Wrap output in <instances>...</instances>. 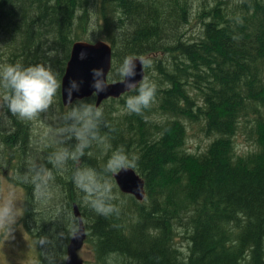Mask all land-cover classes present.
<instances>
[{
    "label": "trees",
    "instance_id": "trees-1",
    "mask_svg": "<svg viewBox=\"0 0 264 264\" xmlns=\"http://www.w3.org/2000/svg\"><path fill=\"white\" fill-rule=\"evenodd\" d=\"M213 1L201 4L202 31L195 36L187 34L190 0H0V42L9 54L0 55V62H51L60 82L78 39L74 27L86 20V6L97 4L100 38L113 50L108 79H120L116 69L126 56H145L152 62L145 67L147 79L157 86L143 114L123 112L134 90L102 106L110 129L101 132L110 137L109 151L123 148L139 157L133 169L145 181L144 199L121 193L111 177L121 211L104 217L82 205L69 181L61 180L67 189L60 191L70 198L63 211L60 197L35 200L26 184L23 221L38 240L40 264H65L79 219L94 264H264V0ZM56 51L61 57H50ZM81 103L95 104L88 97L73 105ZM6 113L12 122L9 134L3 133L4 118L9 119L0 115V158L10 169L18 152L28 156V132L21 133L19 119ZM248 117L254 118L256 145L237 153L232 136ZM188 124L199 125L208 138L198 153L187 149ZM82 160L101 170L107 152L93 145ZM46 167L55 174L50 163ZM178 237L187 244L180 246Z\"/></svg>",
    "mask_w": 264,
    "mask_h": 264
},
{
    "label": "clouds",
    "instance_id": "clouds-1",
    "mask_svg": "<svg viewBox=\"0 0 264 264\" xmlns=\"http://www.w3.org/2000/svg\"><path fill=\"white\" fill-rule=\"evenodd\" d=\"M239 19V18H238ZM139 62L145 67L151 66V60L139 57ZM137 57L126 56L117 66L116 72L120 82L127 88L134 90L124 103L125 114H143L155 101L157 86L148 79L134 81ZM92 87L95 94L105 92L108 82L102 69L93 70ZM60 82L50 67L44 64L25 66L21 63L6 64L0 67V89L3 95L0 104L7 108L13 116L21 121H32L41 113L46 112L54 103ZM80 85L77 81H70L68 95L78 92ZM66 126L59 128L55 135L58 143L75 140L74 146L62 147L48 156V162L56 170L67 168L69 161L78 163L93 145L107 152L111 149L109 135L102 133V128H109L105 119L104 108L92 103H81L72 107L64 116ZM139 157L129 155L123 148L111 151L101 170L90 166H77L72 170L71 180L75 188L82 194L83 203L97 215L108 217L119 215L121 208L117 201L120 199L115 190L111 177L121 171H127L137 166ZM53 172L47 167L33 166L32 175L24 176L25 182L34 185L37 196L43 197L47 193ZM19 217L15 190H9L7 196L0 198V229L9 238L13 226ZM78 231L72 234H77ZM44 241L42 240L41 243Z\"/></svg>",
    "mask_w": 264,
    "mask_h": 264
},
{
    "label": "rangeland",
    "instance_id": "rangeland-1",
    "mask_svg": "<svg viewBox=\"0 0 264 264\" xmlns=\"http://www.w3.org/2000/svg\"><path fill=\"white\" fill-rule=\"evenodd\" d=\"M225 1L227 2V4L232 5V4H235L236 2H238L239 0H225ZM208 3H215V2L213 0H204L203 2H201L200 0H190V4L193 6L192 7L193 19L191 21V26L189 27L188 32H187L188 35H195L196 36L200 33V31H202V28H200L201 22H200V19L198 18V14L201 13V4H207L208 5ZM85 11L87 12L86 20L84 22H82L80 25H76L74 27V31H73L74 36H77L78 39H80V40H87V41H94L96 39H101L100 38V36H102L101 35L102 34L101 29L97 27V19H98L97 16L99 15L97 4L90 5L89 7L86 6ZM87 16L89 17L88 20H87ZM1 44H3V43L0 42V55H4V54L6 55L7 53L4 49L1 48V47H3V45H1ZM57 52L58 53H56V54H53V55L51 54L50 57L54 56V57L60 58L62 55V52H60V51H57ZM50 63L51 62H49L48 67H50L51 70H58V69L54 68L55 64L52 65ZM6 64H8V62H5V64L3 62L0 63V67L4 66ZM150 68H151V66H150ZM145 71H146V68H145ZM150 71H151V75H153L154 74L153 69H150ZM148 77H149V75L146 74L144 79H147ZM2 95H3V90L0 89V97H2ZM91 97L93 99V102L96 103V97L94 95H92ZM83 99H85V98H83ZM83 99H81V100H83ZM112 99H115V98L105 99L104 101L101 102L100 106L102 107L103 103H105L106 101L112 100ZM116 99H118V98H116ZM59 100H60V104L58 102ZM75 101H79V100L78 99L74 100L72 103H69L68 106L63 105L62 100H61V96H59V98H58V94H56V97L54 99V103L50 106V108L46 112L41 113L36 118L37 121H36V119H34L32 121H23V122L21 120L18 121V123L21 125V127L23 126L22 127V133L28 132L26 136L30 137V138H28V144H27L28 156H27V159H26L27 161L25 162V164L23 161V160H25L24 156L22 155V157H19V153H17L16 154L17 156L12 158V163L14 161V163H13L14 165H13V168L11 165V168H10L11 170H10V169H6V167H5V166H7L6 161L3 158H0L1 159L0 162H5V164L2 165L4 167H0V198L7 196L10 188L14 189L15 194H16V198H17L18 214H19V217L16 221V224L13 226V231L11 233V235H13L17 239V242L15 240H13L12 241L13 244L11 246H9L10 245V242H9L8 247H7V244H3L0 247L2 250H4V251L0 252V264H34V261L37 260L36 254L39 255L37 238L35 236H31L30 234H28L29 231L25 233L26 235L21 234L22 231L25 229L24 223L22 221V216H21L22 211H23V201H24L23 192H25L27 190V188H25L26 182L22 181V179H19V178H22L24 176H31L32 175L31 169H33V166L36 164V162H37V167H39L40 165H41V167H46V164L49 163L48 162V156H49L50 152L56 151L62 147H70L71 148L72 144L70 145V141L66 140V141H64V143H58L57 142L58 138L53 134L55 131H57L59 129V126L61 128V127H64L66 125V121L64 120V116L72 107L78 105V104L73 105V103ZM1 105L2 104H0V106ZM4 111H5V109L3 110L0 107V115H4V117H5L7 113H4ZM7 119L10 120L9 117H7ZM249 119H250L249 122H245L243 119L240 122L236 133L232 136L234 146H235V150L237 151V153H245L247 151L253 150L255 145H256V143L254 141L255 134L252 133V127H251L252 122L254 121V118L250 117ZM9 120L7 122V120L4 118V125L5 126L3 128H1L3 133L10 132ZM40 121L42 122L43 125H41ZM63 122L65 125L63 124ZM26 124H28V125H26ZM35 124L37 125V127ZM48 124H50V126H48ZM46 126H48V127H46ZM25 128H26V130L27 129L28 130L25 131ZM37 128L38 129L40 128V129L38 130ZM55 128H57V129H55ZM33 129H35V131ZM47 129H48V131H47ZM49 130H50V132H49ZM187 130H188L187 143H186L187 149L189 151L195 152V153H198L201 150H203L204 147L206 146L207 142H208V138L205 137L204 134L200 131V126L197 124H188ZM47 132H49V133L47 134ZM52 132H53V134H52ZM30 139H32V140H30ZM32 141H33V143H32ZM36 141H39V142L37 143ZM57 146H58V148H57ZM111 151L112 150H110V152H109V150L107 151V158H108V155L111 154ZM16 152H14V153H16ZM11 156H13L12 153H11ZM18 160H22V162L21 161L18 162ZM16 163H18V165ZM23 165H26V167ZM70 166H71V169L69 166H67V168L64 170H56L55 169L56 170L55 175H53L55 180L54 179L53 180L56 181V184L53 180H52V182L50 181L48 189H47V193L43 197L37 196L35 191L33 190L34 185L31 184L30 182H27V184L30 183V185H32V187H33L32 190H30V193L32 196L35 195V200H39V199L44 198V200H46V202L49 203V202H52L53 197L57 196V198L60 197V198H58L60 200L59 201V209L62 211L63 208H65V207L68 208L69 205L67 203H70L69 202L70 201L69 196L66 195V197L69 199L68 200L66 197H63L64 194H62L61 191H59V189H61V187L64 188V190H66L67 186L64 185V183H61L60 181L61 180H63V182H67V181L71 182L72 181L71 180L72 170L77 166H84V162L82 160V157L78 163H72V165H70ZM101 168H103V167H101ZM17 170H18V172H16ZM21 172H22V174H21ZM19 175H21V176H19ZM11 176H13V179H11L12 178ZM52 183L55 185H53ZM58 184L60 186L61 185H63V186L60 187ZM117 190L119 191L118 188H117ZM59 192H60V194H59ZM78 195H81V197H82L81 193H78ZM65 198H66V200H65ZM82 205L85 206L84 203ZM30 223H31V221H30ZM31 229L34 230L32 227H31ZM0 237H2V240H0V244H1L5 238L3 229H0ZM21 241H22V243H21ZM177 242L180 246H182V245L184 246L185 244H187L186 239L181 238V237L177 238ZM28 245H29V249H28ZM76 257L78 260L77 264H94L93 247H92V243L87 239V236H85L81 240L79 246L77 247Z\"/></svg>",
    "mask_w": 264,
    "mask_h": 264
},
{
    "label": "water",
    "instance_id": "water-1",
    "mask_svg": "<svg viewBox=\"0 0 264 264\" xmlns=\"http://www.w3.org/2000/svg\"><path fill=\"white\" fill-rule=\"evenodd\" d=\"M134 57H137L135 65L136 75L131 79L139 82L142 81L144 77V66L139 62L138 58L140 56ZM111 63L112 48L108 42L104 40H97L95 42L77 40L73 42L60 83V93L63 105H68L75 98H83L95 93L92 87L93 70L102 69L105 79L107 80ZM73 80L79 83L80 90L78 92H73V94L69 96L67 90L69 88L70 81ZM107 82V90L99 95L96 94V105L104 99L109 97L118 98L123 93L131 90L127 88L124 83L120 82V80ZM113 177L120 191L133 195L137 200H142L144 198V180L133 168H130L127 171H121ZM83 235L84 230L80 220L79 231L75 234L68 247L69 258L66 264H76L78 262L75 250L83 238Z\"/></svg>",
    "mask_w": 264,
    "mask_h": 264
},
{
    "label": "bare ground",
    "instance_id": "bare-ground-1",
    "mask_svg": "<svg viewBox=\"0 0 264 264\" xmlns=\"http://www.w3.org/2000/svg\"><path fill=\"white\" fill-rule=\"evenodd\" d=\"M220 3H221V2H220ZM216 6H217V5H216ZM35 9H36V8H35ZM37 9H38V8H37ZM37 9H36V10H37ZM34 11H35V10H34ZM39 15H40V14H39ZM180 16H181V15H180ZM38 17H39V16H38ZM67 17H68V15H67ZM39 20H40V19H39ZM63 20H64V19H63ZM52 24H53V23H52ZM56 24H57V23H56ZM43 25H44V24H43ZM33 26H34V25H33ZM56 27H57V26H56ZM60 29H61V28H60ZM53 30H54V29H53ZM36 31H37V30H36ZM43 32H44V31H43ZM200 32H201V31H200ZM54 33H55V32H54ZM30 34H31V33H30ZM49 34H50V33H49ZM58 35H59V34H58ZM0 36H1V35H0ZM30 36H31V35H30ZM42 36H43V35H42ZM53 36H54V35H53ZM181 37H182V36H181ZM55 38H56V37H55ZM183 39H184V38H183ZM23 40H24V39H23ZM198 40H199V39H198ZM1 41H2V40H1ZM29 41H30V40H29ZM52 41H53V40H52ZM36 42H37V41H36ZM22 43H23V42H22ZM25 43H26V42H25ZM108 43L111 45L110 42H108ZM42 44H43V43H42ZM1 45H3V44H1ZM19 45H21V44L19 43ZM43 46H44V44H43ZM56 46H57V45H56ZM1 48L3 49V47H1ZM28 48H29V47H28ZM32 48H33V47H32ZM42 48H43V47H42ZM44 48H45V47H44ZM111 48H112V45H111ZM61 49H62V48H61ZM61 49H59V50H61ZM6 50H7V49H6ZM6 50H5V51H6ZM33 50H34V49H33ZM18 51H19V50H18ZM38 51L40 52V50H38ZM112 51H113V50H112ZM25 52H26V49H25ZM33 52L35 53V52H37V51H33ZM33 52H32V54H33ZM60 52H61V51H60ZM20 53H21V52H20ZM40 53H41V52H40ZM56 53H58V52L56 51ZM3 54H4V53H3ZM7 54H8V53H7ZM26 54H27V53H26ZM32 54H31V56H32ZM4 55H5V54H4ZM8 55H9V54H8ZM8 55H7V57H9ZM22 55H23V54H22ZM29 55H30V54H29ZM33 55H35V54H33ZM23 56H24V55H23ZM18 57H19V56H18ZM24 57H25V56H24ZM52 57H54V56H52ZM144 57H145V56H144ZM30 58H32V57H30ZM39 58H40V57H39ZM3 59H5V58H3ZM7 59H8V58H7ZM9 62H10V61H9ZM26 62H27V61H26ZM0 63H2V62H0ZM3 63L5 64V62H3ZM34 64H35V63H34ZM251 64H252V63H251ZM110 71H111V69L109 70V72H110ZM241 71H242V70H241ZM244 71H245V70H244ZM109 72H108V74H109ZM246 72H248V71H246ZM253 72H254V71H253ZM221 74H222V73H221ZM254 74H255V73H254ZM145 75H146V71H145V67H144V77H143V79L145 78ZM223 75H224V74H223ZM242 78H243V77H242ZM124 94H125V93H123L121 96H123ZM92 95H94V96L96 97V101H97V96H96L95 93H93V94H91V95H89V96H87V97H83V98H88V97H91ZM121 96H120V97H121ZM200 97H202V96H200ZM83 98H75L74 100H76V99L81 100V99H83ZM109 98H115V97H109ZM109 98H107V99H109ZM118 98H119V97H118ZM74 100H73V101H74ZM104 100H105V99H104ZM104 100H102V101H104ZM73 101H72V102H73ZM102 101H101V102H102ZM72 102H71V103H72ZM101 102H100L97 106H100ZM95 105H96V103H95ZM261 108H262V107H261ZM3 110H4V109H3ZM5 111H7V110H5ZM5 111H4V113H6ZM251 112H252V111H251ZM253 113H254V112H253ZM8 116H9V114H8ZM8 116H7V117H8ZM3 117H4V116H3ZM43 117H44V116H43ZM50 117H51V116H50ZM242 117H243V116H242ZM258 117H259V116H258ZM9 118L12 119L10 116H9ZM106 118H107V117H106ZM108 118H109V117H108ZM108 118H107V119H108ZM9 121H11V120H9ZM13 121H14V120H13ZM19 121H20V120H19ZM36 121H37V119H36ZM124 121H125V120H124ZM11 122H12V121H11ZM22 122H23V121H22ZM40 122H41V121H40ZM40 122H39V123H40ZM56 122H57V121H56ZM31 123H32V122H31ZM34 123H35V122H34ZM37 123H38V122H37ZM29 124H30V123H29ZM63 124H64V122H63ZM12 125H13V123H12ZM19 125H20V124H19ZM26 125H28V124H26ZM35 125H36V124H35ZM41 125H43L42 122H41ZM41 125H40V126H41ZM64 125H65V124H64ZM13 126H14V125H13ZM13 126H11V127H13ZM15 126H16V124H15ZM38 126H39V125H38ZM48 126H50V124H48ZM48 126H46V127H48ZM54 126H55V125H54ZM58 126H59V125H58ZM62 126H63V125H62ZM65 126H66V125H65ZM20 127H21V126H20ZM22 127H23V126H22ZM22 127H21V129H22ZM36 127H37V125H36ZM31 128H32V127H31ZM44 128H45V127H44ZM59 128H60V126H59ZM12 129H13V128H12ZM16 129H17V128H16ZM21 129H20V130H21ZM37 129H38V128H37ZM39 129H40V128H39ZM39 129H38V130H39ZM55 129H57V128H55ZM108 129H110V128H108ZM108 129H107V130H108ZM13 130H14V129H13ZM27 130H28V129H27ZM27 130H26V128H25V131H27ZM31 130H32V129H31ZM33 130L35 131V129H33ZM114 130H115V128H114ZM17 131H18V130H17ZM41 131H42V130H41ZM47 131H48V129H47ZM45 132H46V131H45ZM49 132H50V130H49ZM49 132H47V134H48ZM55 132H56V131H55ZM55 132H54V133H55ZM106 132H107V131H106ZM110 132H111V131H110ZM15 133H16V132H15ZM18 133H19V132H18ZM21 133H22V132H21ZM8 134H9V133H8ZM47 134H46V135H47ZM52 134H53V132H52ZM109 134H110V133H109ZM29 135H30V134H29ZM37 136H38V135H37ZM38 137H39V136H38ZM112 137H113V136H112ZM18 138H19V137H18ZM18 138H17V139H18ZM28 138H30V137H28ZM31 138H32V137H31ZM33 138H34V137H33ZM109 138H110V137H109ZM122 138H123V137H122ZM17 139H16V141H17ZM34 139H35V138H34ZM36 139H37V138H36ZM111 139H112V138H111ZM115 139H116V138H115ZM127 139H128V138H127ZM18 140H19V139H18ZM22 140H23V139H22ZM30 140H32V139H30ZM118 141H119V140H118ZM120 141H121V140H120ZM20 142H21V141H20ZM36 142L38 143L39 141H36ZM111 142H112V141H111ZM124 142H125V141H124ZM1 143H2V142H1ZM11 143H12V142H11ZM32 143H33V141H32ZM56 143H57V142H56ZM12 144H14V143H12ZM19 144H20V143H19ZM50 145H51V144H50ZM64 145H65V144H64ZM67 145H68V144H67ZM70 145H71V144H70ZM117 145H118V143H117ZM19 146H20V145H19ZM41 146H42V145H41ZM59 146H60V145H59ZM71 146H72V145H71ZM13 147H14V146H13ZM55 147H56V146H55ZM1 148H2V147H1ZM25 148H26V147H25ZM57 148H58V146H57ZM27 149H28V148H27ZM3 151H4V150H3ZM6 151H7V150H6ZM91 151H92V150H91ZM20 152H21V151H20ZM53 152H54V151H53ZM109 152H110V151H109ZM18 153H19V152H18ZM50 153H52V152H50ZM0 154H1V153H0ZM4 155H5V154H4ZM0 156H1V155H0ZM2 156H3V155H2ZM21 156H22V155H21ZM23 156H24V155H23ZM26 157H27V156H26ZM26 157H25V158H26ZM220 157H221V156H220ZM2 158H3V157H2ZM5 158H6V157H5ZM8 158H9V157H8ZM17 158H18V157H17ZM25 158H24V159H25ZM3 159H4V158H3ZM0 160H1V159H0ZM4 160H5V159H4ZM11 160H12V159H11ZM90 160H91V159H90ZM2 161H3V160H2ZM16 161H17V160H16ZM23 161H24V160H23ZM26 161H27V160H26ZM2 163H4V162H2ZM16 164L18 165V163H16ZM21 165H22V164H21ZM26 165H27V164H26ZM26 165H23V166L26 167ZM27 166H28V165H27ZM30 166H31V165H30ZM16 167H17V166H16ZM17 168H18V167H17ZM29 168H30V167H29ZM222 168H223V167H222ZM20 169H21V168H20ZM30 169H31V168H30ZM30 169H29V170H30ZM10 170H11V169H10ZM26 170H27V169H26ZM26 170H25V171H26ZM31 170H32V169H31ZM134 170H135V169H134ZM16 172H18V170H17ZM26 172H27V171H26ZM21 174H22V172H21ZM27 174H28V173H27ZM31 174H32V173H31ZM17 175H18V174H17ZM25 175H26V174H25ZM54 175H55V174H54ZM19 176H21V175H19ZM65 177H66V176H65ZM55 178H56V177H55ZM53 179H54V178H53ZM54 180H55V179H54ZM54 180H53V181H54ZM57 180H58V179H57ZM22 181H24V180H22ZM58 181H59V180H58ZM58 181H57V182H58ZM24 182H25V181H24ZM51 182H52V181H51ZM54 182H55V184H56V181H54ZM60 182H61V181H60ZM60 182H59V183H60ZM71 182H72V181H71ZM22 183H23V182H22ZM61 183H62V182H61ZM25 184H27V182H26ZM25 184H24V185H25ZM52 184H53V183H52ZM55 184H53V185H55ZM28 185H30V183H29ZM58 185H59V184H58ZM25 186H27V185H25ZM56 186H57V185H56ZM59 186H60V185H59ZM61 186H63V185H61ZM61 186H60V187H61ZM30 187H31V185H30ZM26 188H27V187H26ZM53 188H54V187H53ZM61 188H62V187H61ZM63 189H64V188H63ZM31 190H32V189H31ZM33 190H34V189H33ZM54 190H55V189H54ZM59 191H60V189H59ZM61 191H62V190H61ZM57 192H58V191H57ZM59 194H60V192H59ZM57 195H58V194H57ZM52 196H53V195H52ZM63 197H66V196H63ZM130 197H131V196H130ZM215 197H216V196H215ZM66 198H67V197H66ZM66 198H65V200H66ZM67 199H68V198H67ZM52 200H53V199H52ZM68 200H69V199H68ZM136 200H137V199H136ZM58 201H60V200L58 199ZM61 202H62V201H61ZM66 202H67V201H66ZM67 204H68V203H67ZM57 205H58V204H57ZM63 205H64V204H63ZM77 205H78V204H77ZM47 208H48V207H47ZM61 208H62V207H61ZM65 208H66V207H65ZM65 208H64V209H65ZM87 209H88V208H87ZM62 211H63V210H62ZM50 212H51V211H50ZM44 213H45V212H44ZM64 213H65V212H64ZM81 213H82V212H81ZM46 214L48 215V213H46ZM61 214H63V213H61ZM27 230H28V229H27ZM254 231H255V230H254ZM255 232H256V231H255ZM257 232H258V231H257ZM260 233H261V232H260ZM255 235H256V234H255ZM262 236H263V235H262ZM253 238H254V237H253ZM259 240H260V239H259ZM261 243H262V242H261ZM183 248H184V247H183ZM186 248H187V246H186ZM186 256H187V255H186ZM188 256H189V255H188Z\"/></svg>",
    "mask_w": 264,
    "mask_h": 264
}]
</instances>
